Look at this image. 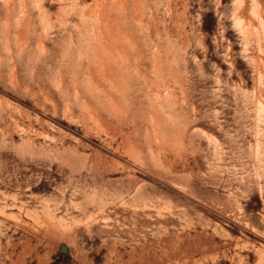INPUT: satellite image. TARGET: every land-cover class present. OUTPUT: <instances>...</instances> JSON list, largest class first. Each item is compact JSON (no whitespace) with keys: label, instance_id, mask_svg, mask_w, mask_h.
<instances>
[{"label":"rangeland","instance_id":"obj_1","mask_svg":"<svg viewBox=\"0 0 264 264\" xmlns=\"http://www.w3.org/2000/svg\"><path fill=\"white\" fill-rule=\"evenodd\" d=\"M0 264H264V0H0Z\"/></svg>","mask_w":264,"mask_h":264}]
</instances>
